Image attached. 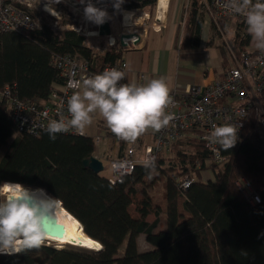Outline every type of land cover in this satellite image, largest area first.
Masks as SVG:
<instances>
[{
  "label": "trees",
  "instance_id": "16d2710c",
  "mask_svg": "<svg viewBox=\"0 0 264 264\" xmlns=\"http://www.w3.org/2000/svg\"><path fill=\"white\" fill-rule=\"evenodd\" d=\"M157 2L124 0L115 12L146 9L154 15ZM206 2L212 0H190L186 35L193 48L201 41V7ZM62 12V24H82L80 16L66 8ZM239 26L244 33H236L230 49L221 47L225 68L231 66V50L240 54L251 46L247 25ZM87 40L75 31H53L43 18L37 31L0 33V89L11 86L20 99L47 106L52 93L65 83L53 56L92 60L93 70L100 73L105 66L122 62L127 52L120 44L97 49ZM108 134L115 136L111 131ZM5 148L0 184L45 189L57 198V207L73 215L102 249L43 244L39 249L0 255V264H264V131L254 116L247 119L242 142L225 151L229 160L223 166L208 165L204 143L188 132L170 153L159 155L150 166L138 165L117 184L84 165L97 152L94 137L61 133L53 142L46 132L40 137L20 132L8 103L2 100L0 155ZM209 170L217 175L215 181L202 179ZM189 174L196 182L183 190L181 183ZM243 180L260 196L259 204H251L241 191ZM151 214L163 218L164 229L157 230L158 220L147 221ZM141 235L152 250H139ZM126 241L125 254L120 256Z\"/></svg>",
  "mask_w": 264,
  "mask_h": 264
},
{
  "label": "built area",
  "instance_id": "2783aa9c",
  "mask_svg": "<svg viewBox=\"0 0 264 264\" xmlns=\"http://www.w3.org/2000/svg\"><path fill=\"white\" fill-rule=\"evenodd\" d=\"M97 6L105 7L108 13L115 12L113 0H93ZM165 0H158L155 14L152 15L149 10L135 9L124 10L120 12L122 17L121 33L117 36L105 37L109 46L120 44L122 36L128 35V30L133 28L137 31L138 27H143L145 33L149 29L161 32L167 27L166 18L170 9V0H167V8H164ZM225 0H212L211 3H205L202 11L207 18L205 22L211 21L218 24L222 21L233 20L237 23H245L243 16H234L224 8ZM83 7L79 0H61L60 3H52L49 0L48 12L46 10V0H0V33H29L41 29L40 19H48L49 26L53 31H75L87 38H100L99 28L89 22H86L83 16ZM68 9L74 15L80 16L83 24H62L63 9ZM127 14L128 19L135 26L132 28L123 27ZM163 17V18H162ZM165 17V18H164ZM110 22V20H107ZM246 24V23H245ZM94 31H89V28ZM137 35L138 32H135ZM134 34V33H131ZM130 35V34H129ZM138 36V35H137ZM143 37L124 38L125 48L128 50H139L143 44ZM130 40V42H126ZM139 40V42H138ZM138 42V43H137ZM231 66L225 68L220 79L208 85H177L170 95L173 97L174 105L167 111L174 114V119L169 125L160 131L153 133L154 143L144 145L141 139L147 135V131L139 136L135 142L127 148L126 152L118 158L111 159L112 176L110 182L117 184L130 176L136 170L138 165L150 166L154 164L159 155L170 153L173 144L180 140L188 132H194L199 141L203 142L209 154V162L223 166L228 160L229 155L220 145L210 142V134L213 125L225 123L235 124L239 129L240 143L243 140V133L246 127L247 119L251 116L256 117L257 124L264 131V53L256 50L253 41L248 50L236 54L231 50ZM54 66L59 70L60 76L64 78L65 83L55 90L51 95L50 104L39 106L31 101H24L14 94L11 86L0 89V101H6L9 105L10 115L16 124L18 131L40 137L45 131L47 120L40 115L47 110L49 118H58L56 113L61 108L66 112V100L72 94V89L67 88L68 80L72 74L76 78H86L98 74L93 70V61L81 57L70 55H55L52 60ZM116 67L125 70L124 61L107 65V68ZM101 73V72H100ZM144 74L140 75V84L143 83ZM122 83V82H121ZM200 109H203L201 112ZM65 135L89 137L85 132L70 131L62 133ZM96 146L102 141V136H95ZM92 156L100 159L97 154ZM101 160V159H100ZM151 161L152 163H147ZM202 168V164H198ZM196 182L194 175H187L181 188L186 190ZM241 191L245 194L249 202L253 205L261 202L260 196L253 190L252 185L247 180L239 183Z\"/></svg>",
  "mask_w": 264,
  "mask_h": 264
},
{
  "label": "clouds",
  "instance_id": "9594fccd",
  "mask_svg": "<svg viewBox=\"0 0 264 264\" xmlns=\"http://www.w3.org/2000/svg\"><path fill=\"white\" fill-rule=\"evenodd\" d=\"M51 2L57 3V0ZM79 3L84 5L86 22L100 26L108 20L105 7L97 6L93 0H79ZM123 3L124 0H113L112 6L119 10ZM48 8L49 0H46L47 11ZM224 8L234 16L244 17L256 50L264 53V0H225ZM125 75V71L116 67L86 78H76L73 73L67 84L73 90L66 100L67 115L63 108L57 111L58 118H49L47 110L40 113L47 120L44 131L49 139L54 142L58 134L70 131L83 133L97 114L115 136L130 143L148 129L160 131L168 126L174 114L167 110L174 101L167 79L121 83ZM239 129L240 126L232 123L213 125L210 142L229 150L239 140ZM57 206V198L43 188L33 189L13 182L0 184V255L39 249L49 235V224L56 225Z\"/></svg>",
  "mask_w": 264,
  "mask_h": 264
},
{
  "label": "crops",
  "instance_id": "0c3cea01",
  "mask_svg": "<svg viewBox=\"0 0 264 264\" xmlns=\"http://www.w3.org/2000/svg\"><path fill=\"white\" fill-rule=\"evenodd\" d=\"M188 3L189 0H170V9L166 18L167 27L161 32L149 29L141 49L125 53L123 61L126 75L122 83L140 84L141 74L145 75L143 83L152 78L165 77L172 91L177 85L204 86L220 79L225 69L221 47L226 43L229 44L238 31L242 33L241 26L233 20L209 24L204 19L200 44L197 48H193L192 40H188L186 35L189 15L184 9L188 7ZM125 24L128 26L132 22L128 20ZM214 25L216 28L213 27ZM226 36H229V39L223 40L222 43L217 42L218 39L221 37L224 39ZM200 60L204 61L206 66L205 71L202 72L196 69V64ZM213 60L219 61L212 64ZM99 128L104 129L109 139L105 153L108 152L110 158L123 155L132 143H124V140L117 136L109 135L108 131L111 130L104 119L97 114L92 125L87 127L88 131H91L88 136L94 137ZM154 132L152 129L147 130V135L141 139L144 145L154 143ZM95 154L99 156L97 152Z\"/></svg>",
  "mask_w": 264,
  "mask_h": 264
},
{
  "label": "rangeland",
  "instance_id": "374dc122",
  "mask_svg": "<svg viewBox=\"0 0 264 264\" xmlns=\"http://www.w3.org/2000/svg\"><path fill=\"white\" fill-rule=\"evenodd\" d=\"M187 6L188 7H186V9H184V10L187 11V14L189 15V13H190V0H189V3L187 4ZM203 7H204V4L202 5L201 9H203ZM127 15H129V14H127ZM202 15L204 16V18H207L205 16L204 12L202 13ZM108 19L110 20V23L112 24V33L114 34V36H117V34H120L121 31H122V29H121V26H122V17H121L120 12H112V13H109V18ZM40 21L42 23V19H40ZM44 21L46 23H48V19L47 18H46V20L44 19ZM83 23H84V21L82 19V24ZM213 23L214 22H212V24ZM209 24H211V21L209 22ZM123 27H124V23H123ZM89 31H94V29H92L91 26H90ZM244 31L245 30L243 28L242 33H244ZM127 32H129L128 33V35H129L131 33L136 34L135 32H138V31H136L133 28L132 30H128ZM151 34H153V32H151ZM145 35H146V33H145ZM145 35H144V37H145ZM228 37L229 36H226L224 39H223V37H221V39H218L217 42L218 43H222V42H224L223 40L229 39ZM87 39H88L87 40V44L90 45V46H94L97 49H100V48H104L106 46L107 47L109 46L108 40L105 37L104 38L103 37H100V38H87ZM225 45L227 47H229V49H230L229 44L226 43ZM128 51H134V50H128ZM216 61H219V60H213L212 64L216 63ZM196 69L199 70L200 72L205 71V69H206L205 62L202 61V60H200L196 64ZM84 132L88 135V134H90L89 132H91V131H88V129L86 128L84 130ZM95 136H102V141L100 142V144L97 147L98 148L97 153L100 156V158H101V160H102V162L104 164V168H105L104 171L101 172V173H102L103 176H105L107 178H110L112 176V171H111V167H110L111 164L110 163H111V159H113V158H110L111 156L108 154V152L105 153V151H107V147H108V144H109V139L106 136V133H105L104 129H102V128H99V129L96 130ZM7 149L8 148L3 149V151H2V153L0 155V158L7 151ZM210 164H212L211 161L208 162V165H210ZM216 178H217V175L212 170H209V171L204 172L203 173V177H202V179L204 181H209V180L215 181ZM30 187H33V186H30ZM134 208H136L135 205H134ZM157 220L160 222L157 230L159 231L161 229H164L165 226H164L163 218L162 219L161 218H158L155 214H151L147 218V221H149V222H155ZM44 244L50 245V246H55L56 248H60V249H62V248H64V247L67 246V245H63V244L61 245V243H58V242L55 243V242H47V241H45ZM138 245H139V250L141 252H145V251H149V250H152L153 249V246L148 243L147 238H146L145 235H142L141 237L138 238ZM126 248H127V241L120 248V251H119V255L120 256H123L125 254ZM84 249H88V248H84ZM88 250H91V249L89 248Z\"/></svg>",
  "mask_w": 264,
  "mask_h": 264
},
{
  "label": "bare ground",
  "instance_id": "6f19581e",
  "mask_svg": "<svg viewBox=\"0 0 264 264\" xmlns=\"http://www.w3.org/2000/svg\"><path fill=\"white\" fill-rule=\"evenodd\" d=\"M164 8H167V0H165V3H163ZM50 12V11H49ZM130 16L127 15V17ZM126 17V18H127ZM124 20V27L125 28H132V25L134 23L130 24L129 26H126V21L130 19ZM163 18V17H162ZM165 18V17H164ZM137 35L140 37H143L145 35V29L143 27L137 28ZM126 42H130V40H127ZM56 217L59 220V222L63 223L66 227V236L62 239H56V238H50L47 237L45 241L47 242H55V243H61V245H77L81 248H90L93 251H99L102 249V245L90 238L84 231L82 224L73 216L71 215L67 210L60 209L57 207Z\"/></svg>",
  "mask_w": 264,
  "mask_h": 264
},
{
  "label": "water",
  "instance_id": "95a60500",
  "mask_svg": "<svg viewBox=\"0 0 264 264\" xmlns=\"http://www.w3.org/2000/svg\"><path fill=\"white\" fill-rule=\"evenodd\" d=\"M99 34L103 38L112 35V24L110 22L106 21L103 25H100ZM126 37L127 38L138 37V39H139V36H137L135 34L124 35V36H122V39L120 41V43L123 47L126 46V44L124 43V38H126ZM138 42H139V40H138ZM84 165L96 173H101L105 169L102 160H100L94 156H91L90 158L86 159L84 161ZM59 225H62V227H59ZM48 227H49L48 228V231H49L48 237L56 238V239L57 238L62 239L66 236V232H67L66 227L63 223L59 222L58 219H56V225L55 224H49ZM71 245H74V244H71ZM74 246H77V245H74Z\"/></svg>",
  "mask_w": 264,
  "mask_h": 264
}]
</instances>
